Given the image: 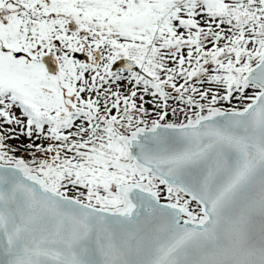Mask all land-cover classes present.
Instances as JSON below:
<instances>
[{
    "label": "snow or ice",
    "instance_id": "snow-or-ice-1",
    "mask_svg": "<svg viewBox=\"0 0 264 264\" xmlns=\"http://www.w3.org/2000/svg\"><path fill=\"white\" fill-rule=\"evenodd\" d=\"M0 264H264V0H0Z\"/></svg>",
    "mask_w": 264,
    "mask_h": 264
}]
</instances>
